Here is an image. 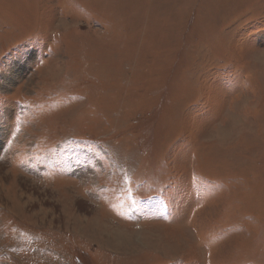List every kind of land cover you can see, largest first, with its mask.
I'll use <instances>...</instances> for the list:
<instances>
[{
  "label": "rangeland",
  "instance_id": "rangeland-1",
  "mask_svg": "<svg viewBox=\"0 0 264 264\" xmlns=\"http://www.w3.org/2000/svg\"><path fill=\"white\" fill-rule=\"evenodd\" d=\"M0 264H264V0H0Z\"/></svg>",
  "mask_w": 264,
  "mask_h": 264
}]
</instances>
